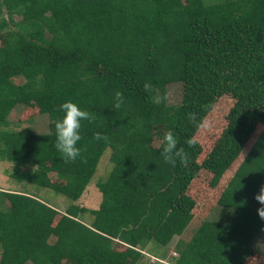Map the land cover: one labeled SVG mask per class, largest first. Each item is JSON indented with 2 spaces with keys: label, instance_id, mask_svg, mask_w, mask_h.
<instances>
[{
  "label": "trees",
  "instance_id": "trees-1",
  "mask_svg": "<svg viewBox=\"0 0 264 264\" xmlns=\"http://www.w3.org/2000/svg\"><path fill=\"white\" fill-rule=\"evenodd\" d=\"M3 35L0 160L11 163L10 177L50 187L71 204L63 211L37 194L0 188V264H136L149 241L167 246L173 227L185 232L196 204L188 189L205 168L214 187L233 169L214 199L234 219L204 217L174 264H249L264 230L254 198L264 185V0H0ZM174 82L181 99L169 105L165 89ZM116 91L124 95L119 110ZM226 93L235 98L226 126L200 160V143L184 141ZM68 100L96 116L82 122L86 163H65L55 147L57 109ZM20 105L25 114L46 113L49 131L10 130L8 117ZM157 126L176 134L189 154L186 167L165 163L162 139L153 144ZM97 132L108 139L96 140ZM107 148L112 167L92 210L76 202Z\"/></svg>",
  "mask_w": 264,
  "mask_h": 264
},
{
  "label": "rangeland",
  "instance_id": "rangeland-1",
  "mask_svg": "<svg viewBox=\"0 0 264 264\" xmlns=\"http://www.w3.org/2000/svg\"><path fill=\"white\" fill-rule=\"evenodd\" d=\"M213 1V0H211ZM223 2L226 0H214ZM231 1H242L249 2V0H231ZM3 16L8 18L7 12L4 9ZM32 16L31 12H27L24 17L15 16V22L27 20ZM13 29H17L13 24L10 26ZM4 43V35L0 38V45ZM15 77V76H14ZM13 78V77H12ZM14 82H21L23 78L21 76L13 78ZM182 94V86L179 82L170 83L167 85L165 89V99L166 103L169 105H176L179 103ZM235 102V98L231 93H226L221 96L210 112L206 115L203 123L199 127L198 131L195 134V139L202 146V152L199 155V159L202 160L207 154L208 151L212 149L215 138L218 134L224 129L226 126V115L230 108L233 106ZM26 110V109H25ZM24 107L22 105L15 107L10 113L8 120L10 122V130L15 129H25L29 128L32 131L38 133H46L49 131L50 122L46 113L37 114L32 113L25 114ZM31 117L29 120L28 118ZM262 130V124H258L256 127V131L253 133V136L250 137L252 141L256 140L255 138L259 135ZM166 132V129L163 126H157L154 128L153 133V144L158 146L163 134ZM110 149L107 148L106 151L101 156L100 163L98 165L97 171L87 187L83 197L81 200L76 203L81 204L85 207H88L92 210H97L101 206L102 201V193L99 189L98 182L101 180H105L111 170L112 164L110 162ZM11 163L6 160H0V173H2V177L0 179V188H4L6 190L20 191L37 194L44 200L56 205L59 209L65 211L66 208L71 204V200L63 195L60 192L50 188L41 186L35 183H31L28 181H19L10 177L9 172L11 170ZM203 171L200 173L198 178H196L190 185L188 189V193L192 195L196 199V204L193 207V219L190 221L184 233L179 234L175 232V227H173L172 238L167 246H162L159 243H156L154 240L149 241L146 246L142 249L143 257L136 264H160L161 260L158 259L161 257L165 261H169L174 263L176 257L178 256L179 244L181 241H188L192 234L195 232V229L199 226V224L204 220V217L209 219H217L221 221H232L234 219L233 214L234 211L230 207L220 206L219 202L216 198L223 186L227 183L230 175L232 174L233 169L229 168L222 176L219 184L217 186L210 185V180L212 178L213 173L207 171V169H202ZM53 176L56 175V172L53 170L50 172ZM257 201L255 203V208L258 210L261 206ZM198 215V216H197ZM91 219L94 215L91 212L85 214V221L90 223L88 220ZM161 221H156V223H160ZM167 224L169 223L166 222ZM165 223V224H166ZM171 223V222H170ZM52 243L54 244L55 239L51 238ZM254 244L259 250L256 251L255 254L251 255L248 258L249 264H264V230H262L258 236L255 238ZM163 252H166V256H161ZM66 262L65 264H67ZM30 264H34L30 262ZM68 264H73L70 261ZM164 264V262L162 263Z\"/></svg>",
  "mask_w": 264,
  "mask_h": 264
},
{
  "label": "clouds",
  "instance_id": "clouds-1",
  "mask_svg": "<svg viewBox=\"0 0 264 264\" xmlns=\"http://www.w3.org/2000/svg\"><path fill=\"white\" fill-rule=\"evenodd\" d=\"M149 88L150 84L144 85L145 91L149 90ZM113 101L114 109L119 110L124 103L123 93L116 91ZM57 111L63 113V115L54 122L56 135L55 147L57 151L67 164L75 163L78 158L86 163V160L82 158V148L78 147V144L82 140V122H94L96 119L95 114L88 110L81 109L78 103L72 100L62 103ZM187 115L190 122L200 126L197 124V116L195 113L189 112ZM95 139L107 140L108 137L97 132L95 133ZM161 143L162 151L160 155L163 156L165 163L171 164L173 167H176L178 163L185 167L188 165L189 154L183 147H178L180 141L173 131H166L163 134ZM184 143H186L189 148H194L197 145V140L194 137H190L186 139ZM254 198L262 205V207L258 209V214L261 219H264V185L261 186Z\"/></svg>",
  "mask_w": 264,
  "mask_h": 264
},
{
  "label": "crops",
  "instance_id": "crops-1",
  "mask_svg": "<svg viewBox=\"0 0 264 264\" xmlns=\"http://www.w3.org/2000/svg\"><path fill=\"white\" fill-rule=\"evenodd\" d=\"M1 177H2V173H0V179H1ZM163 257V256H162ZM158 259H160L161 261L160 262H164V264H174V263H171V262H167V261H165L164 259H162L161 257H159ZM162 263H160V264H162Z\"/></svg>",
  "mask_w": 264,
  "mask_h": 264
}]
</instances>
